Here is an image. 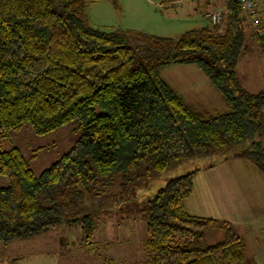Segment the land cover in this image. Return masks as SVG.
Masks as SVG:
<instances>
[{"label":"trees","instance_id":"1","mask_svg":"<svg viewBox=\"0 0 264 264\" xmlns=\"http://www.w3.org/2000/svg\"><path fill=\"white\" fill-rule=\"evenodd\" d=\"M96 1L0 0V240L66 223L91 244L116 179L124 187L163 177L138 198L145 264L242 261L234 225L184 203L194 175L227 159L246 158L264 174V89L248 91L235 72L247 33L240 6L225 0L217 24L169 37L95 27L87 8ZM167 64L197 66L225 108L189 105L161 74ZM73 119L80 135L38 174L19 147L1 145L25 124L42 135Z\"/></svg>","mask_w":264,"mask_h":264},{"label":"rangeland","instance_id":"2","mask_svg":"<svg viewBox=\"0 0 264 264\" xmlns=\"http://www.w3.org/2000/svg\"><path fill=\"white\" fill-rule=\"evenodd\" d=\"M181 1L186 0L178 2ZM130 2L132 1L99 0L90 3L87 8L89 22L107 31L130 28L169 37H175L185 29L209 22L206 18L202 19L201 13L195 14L201 15V21L198 18H183L178 5H169L166 11H164L165 6L158 5L156 12H153L144 6H135L134 3L130 5ZM188 3L190 2L184 4ZM214 7L220 10L222 18L225 5L219 2ZM165 18L172 19L174 25H167L166 21L169 20ZM259 19L261 21L260 16ZM248 22L250 23L249 19ZM161 74L196 110L213 113L225 108L220 94L210 85L207 76L194 64H167L161 70ZM79 135L77 119L42 135L35 134L31 127L25 124L21 129L11 131L4 137L1 145L3 148L13 145L19 147L24 156L29 159L33 171L38 174L65 152ZM243 161L255 170L250 160ZM254 175L257 176L258 183L264 181V174L255 170ZM196 176L193 180L196 186L194 187L198 191L200 186ZM164 181L163 177H159L148 179L136 186L122 187L118 183L119 179H116L113 185L107 188L108 196L104 203L111 206L102 208L98 213L91 244L81 242L80 238L84 234L78 225L64 223L29 238H15L7 242L0 240V264H145L146 231L138 198L140 194L154 192L164 184ZM247 193L251 196L255 208L264 207V190L261 191L262 196L257 199L255 195L253 196L255 193L249 188ZM196 195L197 192H195ZM198 202L194 204L193 201L187 202V206L190 208L203 203L207 211L216 208L215 203ZM201 213L208 214L206 211ZM259 220L261 221L258 222V226H261L262 218ZM260 236L261 242L256 241L253 246L247 243V251L251 255L254 254L253 258L251 257L249 262L242 260L236 264H264V236L263 234Z\"/></svg>","mask_w":264,"mask_h":264},{"label":"crops","instance_id":"3","mask_svg":"<svg viewBox=\"0 0 264 264\" xmlns=\"http://www.w3.org/2000/svg\"><path fill=\"white\" fill-rule=\"evenodd\" d=\"M129 1H132L129 3L130 5L134 3L135 6H144L151 9L153 12H156L158 5L165 6L164 11L170 7L169 5H178V7L181 8V16L183 18H198L200 21L204 18L207 19L205 11L214 9V6L219 2L225 5V0H186L181 2H176L175 0ZM183 2L190 3L184 4ZM255 4L258 5L262 32L261 34L255 32L254 27L247 21V13L241 10V17L245 19L247 24V33L244 50L239 55L235 66L236 76L241 85L251 92L264 89V0H255ZM153 5H155V7H153ZM158 11L161 12L160 9H158ZM196 13H201L202 19L201 15L196 16ZM172 22V19L166 21L167 25H174ZM210 85L212 86L211 83ZM243 160H246V158H230L214 166L198 171L193 178H195L196 175L198 176V186H200V188L197 191L193 180L192 193L184 200V203L186 210L188 212L190 211L193 215L202 216L203 214L201 211H206L208 214L203 216L222 218L230 221L244 241L245 254L243 260L249 262L254 254L252 253L251 255L249 251H247V243L253 246L256 241L261 242L260 234L264 236V207L259 206L255 208L252 204L251 196L247 193V188L255 193L253 196L255 195L256 199L260 198L262 196L261 191L264 190V181L258 183L257 176L254 175L256 169L254 170L252 167H248ZM5 183L6 178L0 175V184ZM195 192H197L196 196ZM191 201H193V204L199 203L198 201L212 202L215 203L216 208L207 211L203 203L189 208L187 202ZM259 218H262L261 226H258V222L261 221Z\"/></svg>","mask_w":264,"mask_h":264},{"label":"built area","instance_id":"4","mask_svg":"<svg viewBox=\"0 0 264 264\" xmlns=\"http://www.w3.org/2000/svg\"><path fill=\"white\" fill-rule=\"evenodd\" d=\"M176 2L179 0H175ZM241 10L248 15L250 23L254 26L256 33L261 34L262 25L259 19V12L256 8L255 0H236ZM205 16L212 24H217L221 20V12L218 9H212L205 12ZM264 231V225H263Z\"/></svg>","mask_w":264,"mask_h":264}]
</instances>
